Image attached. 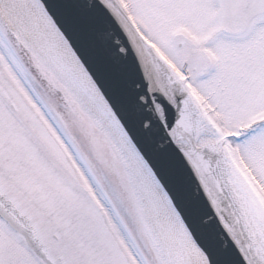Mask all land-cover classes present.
Instances as JSON below:
<instances>
[{
  "label": "snow or ice",
  "instance_id": "snow-or-ice-1",
  "mask_svg": "<svg viewBox=\"0 0 264 264\" xmlns=\"http://www.w3.org/2000/svg\"><path fill=\"white\" fill-rule=\"evenodd\" d=\"M0 264H264V0H0Z\"/></svg>",
  "mask_w": 264,
  "mask_h": 264
}]
</instances>
